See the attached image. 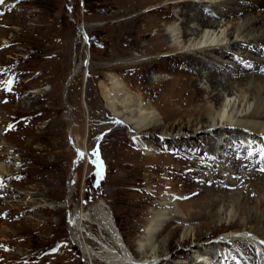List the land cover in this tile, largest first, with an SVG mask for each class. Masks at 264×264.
Here are the masks:
<instances>
[{
  "label": "rangeland",
  "instance_id": "1",
  "mask_svg": "<svg viewBox=\"0 0 264 264\" xmlns=\"http://www.w3.org/2000/svg\"><path fill=\"white\" fill-rule=\"evenodd\" d=\"M8 3L11 6L4 7ZM119 10L110 7L107 0H3L0 4V128L8 123L11 116H16V122L35 124L23 139L16 131H8L3 136L7 146L15 148L11 151L12 159L5 163L13 167L12 173L17 175L8 178L4 184L21 193L22 198L38 195L35 205L24 209L21 208L24 203L16 202L18 198L1 196L0 264H89L73 240L70 215L83 204L85 210H89L99 203L107 206L121 240L140 259L142 254L138 241L149 221L148 214L156 207L154 203L159 202L160 195L169 193L175 200L173 207L177 208L176 203H190L200 197L207 198L210 193L218 194L227 185L205 179L224 172L225 165L241 158L238 153L230 151L231 160L227 158V163H222L225 159L214 157L216 163L208 164L209 145L201 138L210 137V133L199 137L186 129L178 137L177 128L173 131L174 137H168L167 143L161 140L160 130L152 131L156 139L150 145L163 160L152 169H144L138 164L145 156L143 148L137 140L128 137L127 129H119L121 123L104 109L106 104L102 100L103 89L110 86L113 64L130 60L125 47L122 48L126 54H123L124 58L113 59L112 34L117 21L115 13ZM217 10L211 9L213 12ZM159 14L153 16L158 17ZM162 19L165 22V18ZM4 39L10 44H2ZM260 71L264 72V67ZM237 72L240 73V70ZM164 74L157 72V77L161 78ZM70 75L73 77L68 81ZM77 79L80 81L79 96L74 92ZM126 80L123 84L128 89L140 93L138 87L130 86ZM141 84L143 82L138 80L139 87ZM5 94L10 96L9 100H5ZM28 95L31 101L25 98ZM24 101L21 106L20 102ZM150 102L160 116L167 114V107L158 97H152ZM198 105L210 106L206 102ZM191 108L194 107L188 105V109ZM166 120L170 121L167 115ZM46 131H50L49 137ZM47 138L53 145L52 153L41 157L38 151L45 150ZM244 139L250 142L249 138ZM251 142L263 145L253 157L248 158L257 163L258 156L264 155V138L257 137ZM74 143L87 151L77 163L79 157ZM13 152L16 156H12ZM243 159L246 160L245 157ZM49 163L53 166L50 167ZM148 170L155 172L151 183L146 177ZM250 185L248 179L243 178L226 190L234 199L240 198V202L256 207L257 195L249 194ZM230 201L228 198L217 207L224 220L217 225L224 224L230 228L232 218L239 215ZM66 205H71L68 211L65 210ZM190 210L198 211L199 208H190L186 212ZM242 221L240 217L230 230L244 233L246 228L243 230L238 226ZM195 225H171V230L183 227L176 241L183 236L184 228ZM262 225L254 222L248 227L262 228ZM92 228L96 234L97 228ZM219 232L202 241H209L208 246L214 245L224 233ZM245 235L258 240L251 233ZM167 236L168 233L163 235L159 243ZM169 245L167 240L164 250L169 249ZM180 250L179 246H175L174 253L167 257L170 259L168 264L189 261L188 257L194 254L190 251L185 253L186 257L175 254ZM219 250L218 264L225 260H228L226 264H253L248 259L252 256L245 254L247 250H241L235 242L223 245ZM260 257L256 255L259 262H264ZM95 264L105 262L97 260Z\"/></svg>",
  "mask_w": 264,
  "mask_h": 264
},
{
  "label": "bare ground",
  "instance_id": "2",
  "mask_svg": "<svg viewBox=\"0 0 264 264\" xmlns=\"http://www.w3.org/2000/svg\"><path fill=\"white\" fill-rule=\"evenodd\" d=\"M107 2L110 7L120 9L115 13L117 21L115 20L112 34L113 59L124 58L123 54L126 53L130 60L113 64V74L109 76L110 86L103 89L102 100L106 104L104 109L121 123L119 129H127L128 137L137 140L143 148L142 153L145 156L138 164L144 169H152L163 160L157 155L159 152L150 145L156 139L152 131L160 130L161 140L167 143L168 137H174L172 134L177 128L178 137L186 129L199 137L210 133V137L201 138L209 145L210 161H206L208 164L216 163L214 157L225 159L222 163H227L232 152L238 153L241 158L228 166L223 164L226 172L204 178L227 185L218 194L210 193L209 197H200L190 203H176L177 208L173 207L175 200L169 193L160 195L159 202L154 203L156 207L148 214L149 221L138 241L139 252L142 254L140 259H137L121 240L114 219L103 203L92 206L88 211L83 204L70 215L69 226L76 246L81 249L89 264H95L97 260H103L105 264H168L170 259L167 257L174 253L172 250L175 246L181 248V252L177 251L175 254L184 256L188 251L194 253L188 257L189 261H178L176 264H218L217 257L221 254L219 248L235 242L241 250H247L245 254L252 256L248 259H251L253 264L264 263L256 258V255L262 256L260 258L264 261V155L258 156L257 163L248 159L263 146H257L251 141H256L257 137L264 138V72L260 71L264 67V0ZM6 6L11 5L8 3L4 7ZM211 9L221 12H213ZM155 13L159 16L154 17ZM162 18H165V22H162ZM174 19L175 23L169 26ZM2 44L10 42L4 39ZM237 70H240V73H236ZM161 71L166 74L159 78L157 72L159 74ZM72 77L73 75H70L68 81ZM124 80L128 81L130 86L138 87L140 93L128 89V86L123 84ZM138 80L143 82L140 87ZM79 86L80 81L77 79L74 92L78 96ZM29 95L25 98L31 101ZM155 96L167 107L165 114L169 117V122L166 115L160 116L155 105L150 102ZM9 98L10 96L5 94V100ZM201 102L210 106L198 105ZM20 103L22 106L25 101ZM187 104L194 108L188 109ZM77 109H81L79 104ZM170 111L175 112L168 115ZM1 116L0 114V118ZM15 117H9L8 123L0 128V199L1 196L7 199L18 198L16 202L24 203L21 208H32L38 199L37 194L22 198L21 193L4 184L8 178L17 175L12 173L13 167L10 168L5 163L6 160L12 159L11 151H15L12 150L15 148L7 146L3 136L8 131H16L23 139L29 134L27 131L35 125L16 122ZM50 131L45 133L48 137ZM244 137L249 138L250 142L245 139L243 141ZM43 149L45 150L38 151L41 157L45 153H52L53 145L50 144L49 138L45 140ZM74 149L78 152L79 158L75 162L77 163L82 159L80 154L84 157L87 151L76 143ZM245 153L249 155L246 156ZM12 156H16V152H13ZM48 165L53 166L50 163ZM136 165L137 163L132 167ZM151 171L146 175L150 183L155 178V172ZM243 178L248 179L251 184L249 194L257 195L256 207H250L244 200L240 202V198L234 199L231 192L226 190ZM35 190L40 191L39 188ZM228 198L239 214L236 215L238 219L236 216L232 218L234 220L229 224L230 228H226L224 224L217 225L224 223L223 214L217 207ZM70 207L71 205H66L65 210L68 211ZM195 207L199 210L186 212ZM240 217L243 221L238 226L246 228L244 233L230 230ZM254 222L263 224V227L249 228L248 225ZM189 223L196 225L184 228L183 236L176 241L177 234L183 227L177 226L171 230V225ZM92 227L97 228L96 234ZM219 231L224 233L214 245L208 246L209 241H202L210 239ZM167 233L168 236L159 243V239ZM247 233L255 235L258 240L246 236ZM167 240L169 249L164 250ZM227 261H221V264H226Z\"/></svg>",
  "mask_w": 264,
  "mask_h": 264
},
{
  "label": "snow or ice",
  "instance_id": "3",
  "mask_svg": "<svg viewBox=\"0 0 264 264\" xmlns=\"http://www.w3.org/2000/svg\"><path fill=\"white\" fill-rule=\"evenodd\" d=\"M2 3H3V0H0V4H2ZM80 155H81V158H82L83 154L81 153ZM94 155H98V153H94Z\"/></svg>",
  "mask_w": 264,
  "mask_h": 264
}]
</instances>
